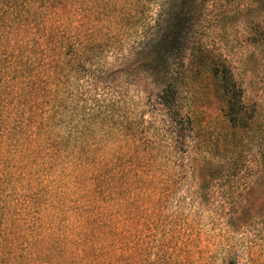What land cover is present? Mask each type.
<instances>
[{
    "label": "trees",
    "instance_id": "trees-1",
    "mask_svg": "<svg viewBox=\"0 0 264 264\" xmlns=\"http://www.w3.org/2000/svg\"><path fill=\"white\" fill-rule=\"evenodd\" d=\"M203 8L0 0V264H191L144 210L169 192L161 155L183 152L193 127L174 59ZM136 69L160 85L161 117L135 108L120 77ZM209 72L234 125L241 92L228 68Z\"/></svg>",
    "mask_w": 264,
    "mask_h": 264
},
{
    "label": "rangeland",
    "instance_id": "rangeland-1",
    "mask_svg": "<svg viewBox=\"0 0 264 264\" xmlns=\"http://www.w3.org/2000/svg\"><path fill=\"white\" fill-rule=\"evenodd\" d=\"M105 61L113 69L123 65L109 55ZM174 62L187 74L178 104L193 127L179 131L187 136L183 152L161 155L172 181L157 210H144L145 216L159 231L170 230L191 264H264V0H204ZM216 66L230 70L241 92L234 125L209 72ZM120 78L146 119L163 113L161 87L147 72ZM204 160L219 171H200Z\"/></svg>",
    "mask_w": 264,
    "mask_h": 264
}]
</instances>
